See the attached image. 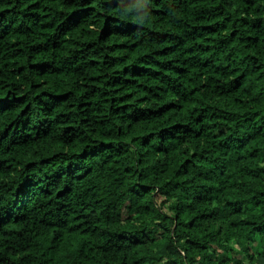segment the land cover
I'll use <instances>...</instances> for the list:
<instances>
[{
	"label": "trees",
	"instance_id": "1",
	"mask_svg": "<svg viewBox=\"0 0 264 264\" xmlns=\"http://www.w3.org/2000/svg\"><path fill=\"white\" fill-rule=\"evenodd\" d=\"M0 264H264V0H0Z\"/></svg>",
	"mask_w": 264,
	"mask_h": 264
}]
</instances>
